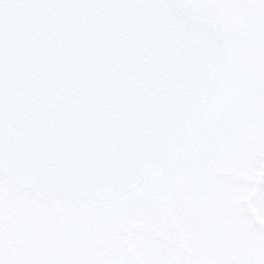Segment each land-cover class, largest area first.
I'll use <instances>...</instances> for the list:
<instances>
[{
    "label": "snow or ice",
    "instance_id": "snow-or-ice-1",
    "mask_svg": "<svg viewBox=\"0 0 264 264\" xmlns=\"http://www.w3.org/2000/svg\"><path fill=\"white\" fill-rule=\"evenodd\" d=\"M0 264H264V0H0Z\"/></svg>",
    "mask_w": 264,
    "mask_h": 264
}]
</instances>
